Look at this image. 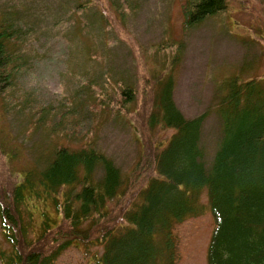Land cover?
Instances as JSON below:
<instances>
[{"label": "rangeland", "instance_id": "rangeland-1", "mask_svg": "<svg viewBox=\"0 0 264 264\" xmlns=\"http://www.w3.org/2000/svg\"><path fill=\"white\" fill-rule=\"evenodd\" d=\"M184 1L0 0V31L11 36L5 46L14 60L0 70L1 202L16 208L11 187L58 146L78 150L92 143L129 174L141 153L144 122L132 106L129 114L118 111L128 85L141 100L146 83L148 91L151 82L172 78L182 114L206 116L204 161L212 164L222 140L220 91L236 78L264 79V0H228L223 12L191 30L183 24ZM4 69L13 72L8 85ZM174 133L159 129L151 137L165 148ZM202 204L198 217L177 228V264H207L214 219L206 192ZM31 211V222L12 227L13 240L0 216L5 264L22 246L34 249L43 223L63 222L51 198H36ZM103 251L99 244H76L56 264H98Z\"/></svg>", "mask_w": 264, "mask_h": 264}, {"label": "trees", "instance_id": "trees-1", "mask_svg": "<svg viewBox=\"0 0 264 264\" xmlns=\"http://www.w3.org/2000/svg\"><path fill=\"white\" fill-rule=\"evenodd\" d=\"M227 3L185 0V29L224 11ZM10 37L0 31V70L14 61L5 46ZM12 73L4 69L7 85ZM157 82L148 91L144 85L141 100L131 86L122 88L118 111L129 114L132 106L144 122L141 153L129 174L92 143L78 150L58 146L50 155L46 149L40 169L11 187L9 201L17 210L31 215L29 199L51 198L63 219L55 227L43 223L34 249L22 246L19 263L56 264L76 244H99L104 251L98 264H177V228L202 213L206 191L214 219L207 264H264V81L236 78L220 91L222 141L209 167L202 144L206 116L187 119L173 99L172 80ZM159 129L175 131L165 148L151 137ZM1 205L11 230L23 211L14 216L15 206L6 200ZM8 237L14 239L10 232Z\"/></svg>", "mask_w": 264, "mask_h": 264}]
</instances>
